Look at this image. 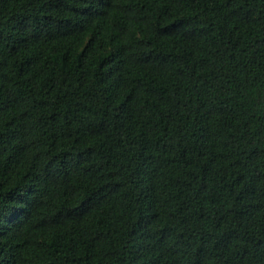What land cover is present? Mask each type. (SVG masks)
Masks as SVG:
<instances>
[{"label": "trees", "instance_id": "16d2710c", "mask_svg": "<svg viewBox=\"0 0 264 264\" xmlns=\"http://www.w3.org/2000/svg\"><path fill=\"white\" fill-rule=\"evenodd\" d=\"M0 264H264V0H0Z\"/></svg>", "mask_w": 264, "mask_h": 264}]
</instances>
